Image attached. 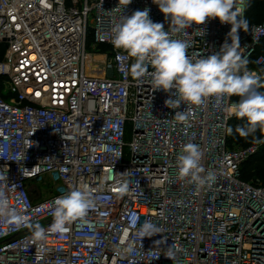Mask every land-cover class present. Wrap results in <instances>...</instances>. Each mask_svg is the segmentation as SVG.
<instances>
[{"label": "built area", "instance_id": "2783aa9c", "mask_svg": "<svg viewBox=\"0 0 264 264\" xmlns=\"http://www.w3.org/2000/svg\"><path fill=\"white\" fill-rule=\"evenodd\" d=\"M145 9L169 30L153 0H0V45H8L0 60V170L10 204L47 228L52 202L70 188L86 184L111 197L88 216L100 243L86 241L76 224L66 238L50 233L43 242L27 227L0 226V264H264V183L241 178L261 143L228 145L234 96L172 109L165 100L174 89L153 90L149 75H131L133 60L109 36L124 15ZM247 25L238 30L239 51L250 61L264 21ZM231 27L209 19L173 38L206 57L232 43ZM176 111L191 114L177 122ZM189 142L216 174L199 189L177 177V156ZM113 171L129 174L122 196ZM133 213L136 228L151 219L162 233L140 244ZM122 240L138 245L134 258L117 254Z\"/></svg>", "mask_w": 264, "mask_h": 264}, {"label": "clouds", "instance_id": "9594fccd", "mask_svg": "<svg viewBox=\"0 0 264 264\" xmlns=\"http://www.w3.org/2000/svg\"><path fill=\"white\" fill-rule=\"evenodd\" d=\"M126 5L131 0H124ZM170 20L169 30L164 25L153 22L149 9L136 10L130 16L124 15L110 32V42L114 48L122 50L133 60L131 75L142 78L149 75L153 90L171 93L165 100L167 107L178 109L180 105H203L209 98H215L217 106L225 96H237L239 101L233 106L238 119L246 123L237 125L236 133L243 138L252 137L253 142L264 143V81L247 69L248 59L240 51L238 30L248 31L247 21L243 18L245 0H153ZM218 18L221 24H230L229 36L232 43L222 45L218 53L209 56H193L188 54L192 46L185 39L173 38L174 34H183L193 24L203 25L209 19ZM149 66L152 71L148 72ZM175 97V98H174ZM190 111H176L173 119L184 122L189 119ZM232 133V129H227ZM257 132L260 133L257 136ZM203 152L199 145L187 143L176 159L177 177L187 180L196 188H202L216 181V174L205 171L202 166ZM114 187L119 195L129 191V174H110ZM107 179V178H106ZM6 170H0V226L19 230L27 227L31 239L43 242L50 233L64 239L76 224L81 229L82 237L89 243H100L98 234L89 222L90 210L106 205L111 197L101 189L90 188L86 184L70 188L65 194L58 196L52 203V223L43 227L39 223H31L25 219L18 207H13L5 188L7 185ZM139 217L131 214L130 224L136 228ZM162 233V228L151 219H145L136 228V237L140 241ZM116 248L120 256L135 257L139 250L135 241L120 242ZM168 258L174 259L172 255Z\"/></svg>", "mask_w": 264, "mask_h": 264}, {"label": "trees", "instance_id": "16d2710c", "mask_svg": "<svg viewBox=\"0 0 264 264\" xmlns=\"http://www.w3.org/2000/svg\"><path fill=\"white\" fill-rule=\"evenodd\" d=\"M246 21L247 24H258L264 21V0H247ZM262 56L264 57V40L260 43L256 53L248 63L249 66L262 69L263 74L260 77L264 81V64L262 66L256 64L257 60ZM260 91H264V88H261ZM233 99L239 101L240 98L234 96ZM244 123H246L244 119H238L236 116L232 118L230 122L232 133L228 136L229 146L231 143L239 144L240 146H248L254 143L252 137L243 138L236 133V126L243 125ZM256 135L259 136L260 133L257 132ZM241 178L244 181L260 179L264 183V143H261L260 151L242 165Z\"/></svg>", "mask_w": 264, "mask_h": 264}, {"label": "water", "instance_id": "95a60500", "mask_svg": "<svg viewBox=\"0 0 264 264\" xmlns=\"http://www.w3.org/2000/svg\"><path fill=\"white\" fill-rule=\"evenodd\" d=\"M7 46L8 45L6 42L1 43V45H0V60L4 59V54H5Z\"/></svg>", "mask_w": 264, "mask_h": 264}, {"label": "rangeland", "instance_id": "374dc122", "mask_svg": "<svg viewBox=\"0 0 264 264\" xmlns=\"http://www.w3.org/2000/svg\"><path fill=\"white\" fill-rule=\"evenodd\" d=\"M89 50H91V47L90 46H89ZM230 128H231V125H230ZM230 146L231 147H242L239 144H235V143H231Z\"/></svg>", "mask_w": 264, "mask_h": 264}]
</instances>
